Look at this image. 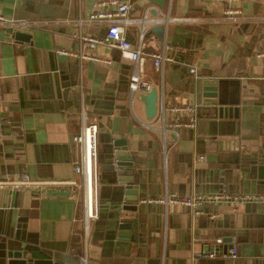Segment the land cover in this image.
I'll return each instance as SVG.
<instances>
[{"label": "crops", "instance_id": "obj_1", "mask_svg": "<svg viewBox=\"0 0 264 264\" xmlns=\"http://www.w3.org/2000/svg\"><path fill=\"white\" fill-rule=\"evenodd\" d=\"M128 1L129 16L144 17V26L151 17L167 23L159 34L152 27L162 25L160 20L144 33L142 77L157 89L161 78L168 100L196 104L195 126L179 128L166 150L158 132L143 125L142 102L129 95V58L105 44L89 51L107 58L106 63L54 51L76 50L77 31L104 34L101 25L75 24L93 0H40L37 10L26 0H0L2 17L60 20L18 27L30 34L28 40H0V175L26 171L31 178L79 183L40 192L0 188V264H12L6 250L20 245L54 253L65 264H264V202L233 200L264 195V178L256 176V165L264 164V56L256 55L264 50V0L231 1L241 11L235 22L214 19L223 0ZM178 17L198 20L174 19ZM137 32L138 25L126 28L133 44ZM163 38L173 48L160 74L148 53L159 50ZM205 77L217 78L222 104L198 102L194 82ZM81 105L86 121L99 128L97 216L85 224L81 177L73 170L78 148L70 140L80 125ZM112 134L123 139L121 156L131 161L142 197L166 189L175 195L225 192L229 198L204 201L198 212L159 203L113 212L116 178L107 167ZM217 139H226L223 148L217 147ZM232 139H238L237 147ZM117 217L127 220V233L116 232ZM227 236L231 242L217 241ZM228 243L237 248L234 258L226 255ZM211 251V257L197 255Z\"/></svg>", "mask_w": 264, "mask_h": 264}, {"label": "built area", "instance_id": "obj_2", "mask_svg": "<svg viewBox=\"0 0 264 264\" xmlns=\"http://www.w3.org/2000/svg\"><path fill=\"white\" fill-rule=\"evenodd\" d=\"M225 6L221 9V14L214 19L227 20L235 22L240 16V7L231 5V1L223 0ZM130 2L128 0H93L91 9L85 17H78L75 24L80 25L83 22L95 23L104 27L102 36H94L76 32L78 48L71 50L68 48H55L57 54L68 56H77L79 58L89 59L94 62H108V59L91 52L96 45L105 44L108 47L116 48L122 56L132 61V69L128 75L127 88L129 95L132 96L136 91L147 90L150 87L149 81L142 77V63L144 61V52L141 50V42L149 24L155 21H161L166 27L165 19L157 17L149 18L146 26L143 25L144 17H130L128 12ZM167 19V18H166ZM180 21H197V17H178L174 18ZM60 20L53 18H6L0 15V27L12 26L29 28L31 26H47L58 23ZM141 23V24H140ZM130 24L138 25L136 42L133 44L126 36V28ZM140 24V25H139ZM173 47L166 39H162L161 48L157 51L148 53L151 57L152 64L159 69L162 74L163 61L170 59L169 51ZM257 56H264V50L256 53ZM189 71L194 73L195 68L189 67ZM196 104L184 101H170L163 93L161 78L160 86L157 91L156 109L153 117L143 125L146 128L156 130L162 142L163 150L166 146L174 143L178 138V129L181 127L193 128L196 123ZM71 142L78 148V158L73 164V170L80 175L81 201H82V220L83 223L97 216V198H96V159L98 146V124L96 122H87L83 107H80V125L76 133L71 135ZM167 144V145H166ZM58 184L78 185L75 180H56V179H38L31 178L26 171L16 172L15 175L1 174L0 188L7 187L11 190L18 188H28L32 191L40 192L48 187ZM225 192L216 193H196L192 195H175L168 193L165 189L161 195L141 196L137 199L138 203H159L164 208L170 204H182L198 212L199 206L204 201L218 202L228 199ZM233 199V198H232ZM237 203L244 201L264 202V195L244 194L238 195L233 199ZM220 241V238L217 239ZM214 252L197 253V255L211 257ZM237 249L231 246L227 256L234 258Z\"/></svg>", "mask_w": 264, "mask_h": 264}, {"label": "water", "instance_id": "obj_3", "mask_svg": "<svg viewBox=\"0 0 264 264\" xmlns=\"http://www.w3.org/2000/svg\"><path fill=\"white\" fill-rule=\"evenodd\" d=\"M40 0H26L32 6V9L37 10L38 2ZM167 26V24H166ZM164 29V25H155L152 29L158 34L161 29ZM166 28V27H165ZM30 34L25 30L15 28L12 26L0 27V40L3 38H13L15 40H28ZM167 42H170L169 40ZM194 92L199 96L198 102L211 103V104H222L218 98L217 91V78L216 77H205L195 79ZM157 91L155 85H151L147 90L136 91L132 96L139 99L143 104V111L147 120L151 119L156 109V97ZM229 111V108H218V111ZM99 131V128H98ZM234 132H238V128L235 125ZM110 141L113 150L109 153L108 169H113L116 178V187L113 190L114 198L112 199L111 208L112 211L119 214L125 210H137L139 204L137 199L141 197L142 187L138 182H135L131 173L132 163L122 159L121 156V145H124L123 139H119L116 135L112 134ZM217 147L223 148L227 143L226 139H217ZM231 143L234 146H238V139H232ZM212 157V156H211ZM264 164L256 165V176L258 178H264ZM221 181V180H219ZM127 220L117 217L115 228H117L118 234H125L128 230L125 229L124 225ZM231 237H220V241L231 242ZM230 244V245H229ZM229 248L232 246L228 243ZM226 246L224 249H226ZM237 249V248H236ZM227 250V249H226ZM40 252H36L34 249L20 245L17 248L7 249L6 256L12 264H65L63 259L54 253H49L46 250L39 248Z\"/></svg>", "mask_w": 264, "mask_h": 264}, {"label": "rangeland", "instance_id": "obj_4", "mask_svg": "<svg viewBox=\"0 0 264 264\" xmlns=\"http://www.w3.org/2000/svg\"><path fill=\"white\" fill-rule=\"evenodd\" d=\"M160 32H158V34H159Z\"/></svg>", "mask_w": 264, "mask_h": 264}]
</instances>
